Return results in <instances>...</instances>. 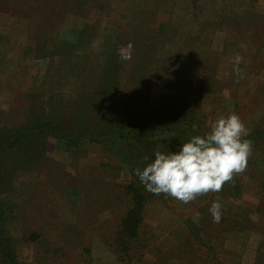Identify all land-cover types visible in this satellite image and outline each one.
<instances>
[{
  "label": "rangeland",
  "instance_id": "1",
  "mask_svg": "<svg viewBox=\"0 0 264 264\" xmlns=\"http://www.w3.org/2000/svg\"><path fill=\"white\" fill-rule=\"evenodd\" d=\"M172 106L204 132L233 112L247 137L264 131V0H0L2 136L53 115L78 133L100 112L136 123ZM252 145L218 193H144L128 254L118 233L140 185L116 149L29 142L7 157L22 167L3 191L6 237L22 264H264V141Z\"/></svg>",
  "mask_w": 264,
  "mask_h": 264
},
{
  "label": "trees",
  "instance_id": "2",
  "mask_svg": "<svg viewBox=\"0 0 264 264\" xmlns=\"http://www.w3.org/2000/svg\"><path fill=\"white\" fill-rule=\"evenodd\" d=\"M111 70L113 71L114 69L108 66L105 74ZM101 114L102 116L104 115L103 112H100V114L97 113L94 119H84L80 128H78L80 131L78 133H76L77 128L74 132L67 130L63 123L54 119L53 115V119L50 122L45 123L40 120L37 127L33 129H19L13 132V135L9 133L8 137L0 134V256L5 264H22L15 257L16 249L12 246V243L13 245L15 244L6 237V232L8 231L2 221L5 216L6 204L3 199V191L11 190L13 178L22 167L19 164L17 165L15 160L11 162V159L7 158L9 155L19 154L26 147L28 148L29 142L37 144L50 136L64 142V145L70 149L81 146L84 140H96L109 143L112 148H115L117 155L123 159L133 175L132 170L134 168H142L144 166L143 157L145 155L151 156L148 151H153L158 146L163 151L175 150L177 145L185 142L191 136L204 133L203 129L196 124L197 121L178 106H172L168 112L157 116L152 117L150 114H146L142 120L135 121L136 123L107 120L109 116L102 117ZM246 139L253 143L262 142L264 141V131H256ZM9 163L11 164L5 169ZM2 183L3 185H8V187L10 185V188L5 189L1 185ZM137 183L138 186L140 185L134 188L138 192L137 198L132 200L128 215L122 221V230L118 233L119 237H122L120 249L128 254L132 252L131 247H133L134 240L140 235V230L144 223L143 207L145 196L143 194L148 192L145 191L138 180ZM148 193L153 194L151 192ZM116 243L119 244L118 239ZM121 251L118 249L116 252L119 253Z\"/></svg>",
  "mask_w": 264,
  "mask_h": 264
},
{
  "label": "clouds",
  "instance_id": "3",
  "mask_svg": "<svg viewBox=\"0 0 264 264\" xmlns=\"http://www.w3.org/2000/svg\"><path fill=\"white\" fill-rule=\"evenodd\" d=\"M131 47L129 44L122 60L131 59ZM247 136L248 129L238 114L220 116L208 131L191 136L175 150L162 151L158 146L151 156L143 157L144 166L134 168L133 175L145 191L188 204L202 194L220 192L234 174L245 170L253 150ZM221 208L216 200L208 208L214 222L220 221ZM199 217L196 213L193 221L198 222Z\"/></svg>",
  "mask_w": 264,
  "mask_h": 264
}]
</instances>
